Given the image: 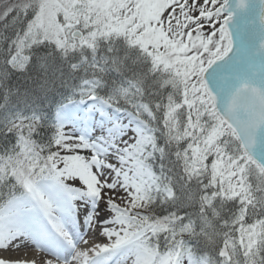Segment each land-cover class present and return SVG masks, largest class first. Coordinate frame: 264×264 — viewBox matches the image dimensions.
<instances>
[{"label": "snow or ice", "instance_id": "6c2138e0", "mask_svg": "<svg viewBox=\"0 0 264 264\" xmlns=\"http://www.w3.org/2000/svg\"><path fill=\"white\" fill-rule=\"evenodd\" d=\"M0 264H264V0H0Z\"/></svg>", "mask_w": 264, "mask_h": 264}]
</instances>
